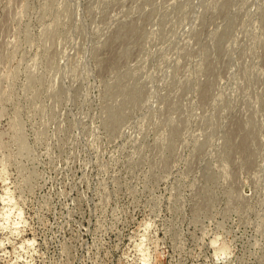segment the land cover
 Masks as SVG:
<instances>
[{"label":"rangeland","instance_id":"374dc122","mask_svg":"<svg viewBox=\"0 0 264 264\" xmlns=\"http://www.w3.org/2000/svg\"><path fill=\"white\" fill-rule=\"evenodd\" d=\"M0 264H264V0H0Z\"/></svg>","mask_w":264,"mask_h":264}]
</instances>
